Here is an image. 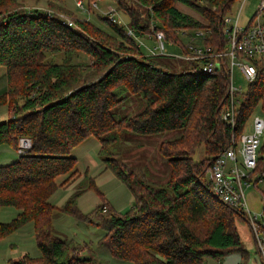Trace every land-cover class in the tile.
<instances>
[{
	"label": "trees",
	"instance_id": "obj_1",
	"mask_svg": "<svg viewBox=\"0 0 264 264\" xmlns=\"http://www.w3.org/2000/svg\"><path fill=\"white\" fill-rule=\"evenodd\" d=\"M111 1L127 14V28L135 37L149 34L151 23L173 41L177 37L169 27L201 28L210 31L213 47L219 49L224 43L221 19L234 0ZM176 1L196 9L206 24L176 8ZM16 4L19 0H0V69L6 80L0 106L9 112L0 122V145L15 149L22 136L31 145L15 161L0 165V207L18 210L10 221L0 222V238L31 222L40 254L25 253L11 263L103 264L96 257L78 256L86 244L56 233L57 215L103 230L98 244L133 264H205L207 258L218 260L232 252L245 263L249 253L237 231L245 216L214 196L207 168L238 141L250 116L264 110V55L252 59L257 74L240 94L231 125L222 118L228 102L225 59L212 72L203 71L199 61L170 69L158 60L161 55L142 54L135 39L107 16L102 18L110 32L81 18L74 21L76 27L66 26L57 16ZM47 52H61L62 59L48 61ZM77 53L90 61H75ZM125 94H139L144 107L116 118L112 110ZM174 129L180 134L158 145L170 166L166 184L150 183L141 169L118 157L116 145L124 132L154 135ZM91 136L99 142L105 167L133 196V206L123 213L103 199L88 213L78 208L84 191L97 190L86 172L60 207L49 201L77 176L71 150ZM201 147L203 158L196 160ZM255 170H264V134ZM62 175L66 178L58 183Z\"/></svg>",
	"mask_w": 264,
	"mask_h": 264
},
{
	"label": "rangeland",
	"instance_id": "obj_2",
	"mask_svg": "<svg viewBox=\"0 0 264 264\" xmlns=\"http://www.w3.org/2000/svg\"><path fill=\"white\" fill-rule=\"evenodd\" d=\"M85 4L88 3V0H83ZM109 2V1H108ZM195 2V1H193ZM259 0H246L244 9L241 14V20L249 19L255 12ZM239 0H234L231 6L229 13L235 15L239 7ZM110 4L115 7L113 1H110ZM19 5L23 6L27 11L31 12L34 10H40L42 12L50 13L54 16L67 17L73 22L78 19H87L96 26L102 28L103 30L110 32L106 24V20L102 17H105V6L107 5L106 1L97 0V5L95 8H91L89 12L81 10L75 5V0H19ZM16 4V7H20ZM176 8L180 11L191 15L194 19L206 24L204 18L198 13V11L188 5H185L181 2L176 1ZM115 19L113 22L121 24L124 30L127 29L128 16L121 10H118L116 7ZM142 12V9L139 10ZM105 21V23L103 22ZM158 23V21L156 20ZM165 25H167L165 23ZM151 26V25H150ZM149 26V28H150ZM76 27V26H74ZM201 28H173L169 27L170 33H175L177 41L171 40L172 38L167 37L164 41L166 50L172 54H181L183 53V45H186L190 40L193 41L195 45H201L202 41L199 38V35L196 33V30ZM166 34V33H165ZM140 51L144 55L149 54V48L155 46V42L151 40L147 35L139 37L135 40L136 43L140 41ZM209 46H213L211 38H207L205 41ZM75 61L88 63L89 57L84 54L73 55ZM158 60L168 66L170 69H181L186 66V62L178 57H172L170 55H161L157 57ZM62 59L61 52H47L46 60L59 62ZM195 61V60H190ZM187 61V62H190ZM4 68L0 69V93L6 89V80L4 75ZM233 84L240 88L242 92L247 91L248 83L244 80L240 74L238 67H234L232 74ZM125 98L117 105L113 110L112 114L119 118L123 115H133L140 111L144 107V101L139 94H125ZM240 97V96H239ZM10 98V97H9ZM18 101V100H17ZM21 103V99L18 101ZM264 107V100L262 103ZM255 112L264 116V110L257 109ZM9 117V112L6 105L0 106V121L7 119ZM5 119V120H6ZM250 128V119L248 120L245 130ZM180 134V129L167 130L160 132L154 135H140L132 132H124L122 135L123 139L120 140L116 148L119 151L118 157L126 161L128 164L138 167L144 173L145 179L152 184L161 185L166 184L169 179V170L170 166L166 159H164L158 152V145L160 142L172 139ZM79 146V145H77ZM7 147L14 150V148L7 145ZM87 152V151H85ZM97 152V156H98ZM204 155V148L201 147L194 154V159H202ZM90 156L94 160H99L97 156H94L93 152H90ZM100 158V157H99ZM101 161V159H100ZM240 163V162H239ZM99 172L98 168L91 167L89 170L86 169L84 172L87 175L91 176ZM83 172V174H84ZM111 174L109 170H107ZM255 172H258L255 170ZM106 172H99L98 177L101 179L94 178V182L97 190L88 189L83 192L77 200L78 208L84 212L88 213L93 210L98 203L103 199L108 203L112 208L118 212L123 213L133 206L134 199L127 188V186L119 180L115 175L109 179H104L107 176ZM103 178V179H102ZM78 187V185H77ZM244 194L247 205L249 206L252 212H260L262 207V192L264 191V182L258 183L257 186L248 185L244 186ZM65 193L63 191H57L51 197L53 204L60 207L64 201L61 198ZM64 200V201H63ZM10 209H0V221H10L16 212V208L9 206ZM245 222H237V231L240 235L241 241L244 244V247L249 253L248 260H245L246 264H262L259 259L254 238L252 236L250 226L244 218ZM26 226L21 228L23 230ZM53 227L58 235L66 241L78 242L79 244H86V249L81 252L83 257H96L103 261V264H133L129 261L118 260L110 255L109 251L98 244V239L103 235V230L99 229L96 226H85L82 222L74 219L70 215H60L55 221H53ZM27 230V228H25ZM19 229L0 238V264H12V260L18 259L21 255L27 253L32 257L39 256V251L36 247L33 230L31 232L20 231ZM79 255V254H78ZM207 263L205 264H237L240 261H243L241 256L237 252H232L231 254L221 258V259H206ZM205 261V262H206ZM244 262V261H243Z\"/></svg>",
	"mask_w": 264,
	"mask_h": 264
},
{
	"label": "built area",
	"instance_id": "obj_3",
	"mask_svg": "<svg viewBox=\"0 0 264 264\" xmlns=\"http://www.w3.org/2000/svg\"><path fill=\"white\" fill-rule=\"evenodd\" d=\"M239 1L235 15L228 12L222 16L220 36L224 43L219 49L205 43L207 38L211 36L208 29L196 30L202 44L195 45L190 40L186 45H183L184 51L181 54H172L166 50L164 45V41L167 39L166 34L163 30L157 29L154 24L151 23L150 33L147 34L155 42V46L149 48L148 55H170L184 61H199L201 69L205 72L214 71L222 59L226 60L228 102L223 110L222 118L231 125L234 122V111L240 102L239 96L242 93L241 89L233 84V69L235 66L238 67L244 80L247 83L252 82L257 74L252 59L264 55V0H259L254 14L246 20H241L246 0ZM75 5L81 10L89 12L91 8L96 7L97 0L87 4L83 0H75ZM115 13V7L109 4L105 9V15L114 21ZM47 14L52 16L50 13ZM58 18L66 26H75L74 22L67 17L59 16ZM126 34L135 40L139 39L133 35L130 28L126 29ZM140 43L141 41L137 43L139 47ZM263 134L264 116L254 112L250 116V128L248 130L244 128L238 141L218 154L207 168V177L214 196L224 204L239 210L245 216L262 264H264V192H262L261 210L256 213L252 212L247 205L243 187L257 186L258 183L264 182V170L255 172ZM30 145L31 141L28 137H19L15 148L17 155L24 154Z\"/></svg>",
	"mask_w": 264,
	"mask_h": 264
},
{
	"label": "crops",
	"instance_id": "obj_4",
	"mask_svg": "<svg viewBox=\"0 0 264 264\" xmlns=\"http://www.w3.org/2000/svg\"><path fill=\"white\" fill-rule=\"evenodd\" d=\"M103 1H106L107 5H109L111 0H103ZM105 7H107V6H105ZM4 75H5V72H4ZM98 150H99V142L95 138H93L92 136L88 137L87 139L82 141L79 144V146H76L75 148H73L71 150V154L76 158L75 169L77 171V176L72 178L71 180H69L65 185L60 186L53 194H55L57 191L61 190V191H63L65 193V195H63L61 198H63L65 200L76 189L77 185L79 184V182L83 178V172L86 169L89 170L91 167H93L95 169L98 168L99 172L100 171L101 172H106L105 175L107 177L104 178V179H109V178L114 177L113 176L114 174L109 169H107L105 167V165H104V163L102 161H100L99 155L97 156ZM85 151H87V152H85ZM90 152H93L94 156H97L99 160L95 161L94 158H92L90 156ZM17 158H18V155L15 154L13 149L7 147V144L0 145V165H5V164H8V163H11V162L15 161ZM107 170H109L111 172V174L109 172H107ZM99 172L95 171V174L91 175V177L93 179L94 178L101 179V178L98 177ZM65 178H66V176L62 175V176L58 177L56 179V181L58 183H61ZM53 194L51 195V197L53 196ZM51 197L49 198V201L51 202V204H53V202L51 200ZM53 205L58 207L55 204H53ZM5 208L7 210L10 209L9 206L0 207V209H5ZM17 212H18V210L16 209L15 215H16ZM58 217H60V215H57L53 219V221H55ZM0 222H4V221H0ZM24 226H26L25 228H27V230L29 232H31V229L33 230V225H32L31 222L25 224ZM24 226H22L21 228H23ZM21 228H19V230ZM25 228L23 230H20V231H27ZM78 256L83 257V256H81V252L79 253ZM205 263H207V261ZM240 263L246 264V262L244 263L243 261H240L237 264H240Z\"/></svg>",
	"mask_w": 264,
	"mask_h": 264
},
{
	"label": "water",
	"instance_id": "obj_5",
	"mask_svg": "<svg viewBox=\"0 0 264 264\" xmlns=\"http://www.w3.org/2000/svg\"><path fill=\"white\" fill-rule=\"evenodd\" d=\"M218 67H216V69H217Z\"/></svg>",
	"mask_w": 264,
	"mask_h": 264
}]
</instances>
